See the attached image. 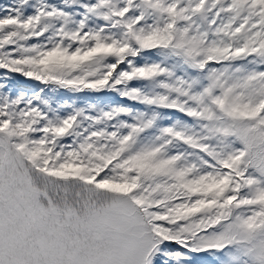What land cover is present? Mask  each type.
Wrapping results in <instances>:
<instances>
[{
	"label": "snow or ice",
	"instance_id": "snow-or-ice-1",
	"mask_svg": "<svg viewBox=\"0 0 264 264\" xmlns=\"http://www.w3.org/2000/svg\"><path fill=\"white\" fill-rule=\"evenodd\" d=\"M0 264H264V0H0Z\"/></svg>",
	"mask_w": 264,
	"mask_h": 264
}]
</instances>
